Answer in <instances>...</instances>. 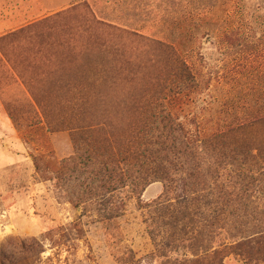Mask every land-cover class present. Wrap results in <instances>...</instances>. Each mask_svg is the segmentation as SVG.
Listing matches in <instances>:
<instances>
[{
	"label": "rangeland",
	"instance_id": "rangeland-1",
	"mask_svg": "<svg viewBox=\"0 0 264 264\" xmlns=\"http://www.w3.org/2000/svg\"><path fill=\"white\" fill-rule=\"evenodd\" d=\"M15 32L0 44V264H264L234 248L264 230L240 206L243 177L264 172V0H0V38ZM166 114L197 141L179 158ZM111 170L124 180L100 192Z\"/></svg>",
	"mask_w": 264,
	"mask_h": 264
},
{
	"label": "trees",
	"instance_id": "trees-1",
	"mask_svg": "<svg viewBox=\"0 0 264 264\" xmlns=\"http://www.w3.org/2000/svg\"><path fill=\"white\" fill-rule=\"evenodd\" d=\"M16 34H18L17 32L7 35L5 37H1L0 38V44L10 40L11 38L15 37ZM4 50L3 48L1 49L0 47V54H3ZM4 55V54H3ZM6 111L8 113V116L11 118V120L14 121V118L12 117V112L11 109L7 106L6 107ZM161 113H165L164 110H162ZM165 119L164 121H167V130H168V138L166 139V144L164 146V150H170L172 152H174L177 156V158L181 157L184 155V153H186V150L189 148H193L196 145V140H195V136L189 132L188 129H184V127L180 126V124H176L175 122L171 121V117L166 114L165 115ZM176 135V137H175ZM182 136V138H180ZM184 136V137H183ZM187 137H189L187 139ZM197 138V137H196ZM201 144L206 145V142L202 139ZM168 146V149H167ZM212 161L214 162L215 168L213 171L210 172V181L212 182V185L207 186V193L204 194L203 199L204 201H206L210 206H211V215L212 220H215L216 218V214L218 213V206L221 205L222 200L219 197V192L217 190L218 187V182L220 181V176H219V164L221 162L222 156L220 153L213 151L212 152V156H211ZM36 160V158H35ZM88 164H89V160H87V158H85L81 164H79L78 166H74L76 168H74L73 170H76V177L75 179H78V181H80L79 179L83 178L86 176L87 173V169H88ZM72 169V168H71ZM70 169L66 168L63 169L62 173L64 175H67V172ZM206 176H207V172H205ZM124 176H122L121 174L117 173L114 170L108 171L104 173V178L100 177L99 179L103 180L101 182V184H98L97 189L100 192H106L107 194H112L114 192L117 191L116 185L121 184V182H123ZM89 179V175L86 176L85 180L81 183V185L79 186L80 188H82L83 190H91V185L92 183L90 182H86ZM243 180H247L248 182H250V185H252L253 187V191L252 194L248 197H246L245 202L240 204L241 208L243 210H250V211H254V212H260V215H258V219L254 220L259 223V224H254V226L251 227V231H253L254 228L259 227V225H264V209L260 207V204L257 203L256 198H253V195L258 193V192H262L264 193V172H261V170H259L256 173V177L255 176H250V177H243ZM105 181V182H104ZM90 183V184H89ZM108 183V184H107ZM116 183V184H115ZM80 184V183H79ZM90 188V189H89ZM103 200V199H102ZM101 200V202H102ZM101 204V203H100ZM220 204V205H219ZM102 205V204H101ZM99 206V205H98ZM194 213V211L189 212V206H183L182 212L180 213L181 215H179L182 219H189L191 218L192 214ZM214 226V230L216 229L217 225H212ZM234 248L238 249V252L240 253V255H242L243 257H245L246 260L250 259L252 261V259L254 257H258L259 259H262L263 263H264V230L260 231V232H254L251 233L249 232L246 236L241 237L240 240L235 244ZM213 260L214 257L218 255V252L216 250H214L213 252Z\"/></svg>",
	"mask_w": 264,
	"mask_h": 264
}]
</instances>
